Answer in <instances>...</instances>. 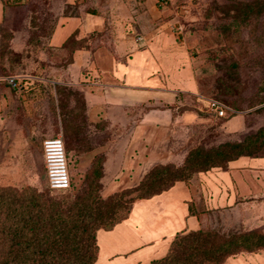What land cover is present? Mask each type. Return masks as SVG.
Instances as JSON below:
<instances>
[{"label":"crops","instance_id":"0c3cea01","mask_svg":"<svg viewBox=\"0 0 264 264\" xmlns=\"http://www.w3.org/2000/svg\"><path fill=\"white\" fill-rule=\"evenodd\" d=\"M25 1L0 0V26L12 6ZM45 1L55 13L48 46L58 56L48 62L52 72L44 70L43 84L53 91L56 104L57 86L82 94L90 130L84 146H96L73 157L76 174L82 176L99 155L111 179L135 162L165 163L166 155H159L171 133L196 126L207 111L188 47L171 31L172 22L155 9L156 0H137L144 8L136 0ZM21 81V91L0 86V132L20 146L16 158L23 161L28 157L23 129L29 125V109L23 95L28 81ZM52 108L61 126L60 112ZM230 121L225 123L229 133L244 128L241 120L235 131ZM250 206L260 212L243 214ZM219 210L237 213L250 230L263 227L264 157H240L226 169L198 173L188 183L137 200L127 219L97 232L95 264H149L167 254L177 234L210 230L206 212ZM225 264H264V251L229 258Z\"/></svg>","mask_w":264,"mask_h":264},{"label":"rangeland","instance_id":"374dc122","mask_svg":"<svg viewBox=\"0 0 264 264\" xmlns=\"http://www.w3.org/2000/svg\"><path fill=\"white\" fill-rule=\"evenodd\" d=\"M137 4L139 8L143 7L138 1ZM155 9L172 22L171 31L179 43L188 47L201 94L222 100L236 111L229 122L234 124L232 129L236 131V122L242 120L244 124L243 129L229 133L225 124L229 119H214L202 113L196 126L178 128L174 136L171 133L170 142L161 146L164 152L159 155H166L162 158L165 163L158 164L179 166L187 152L195 147L211 148L233 139L242 140L264 128V0H156ZM54 14L50 2L29 0L13 5L10 16L0 26V86L9 88L4 82L8 77L22 79L24 85L28 81L23 95L28 98L29 109V125L23 129L29 140L24 146L28 150L26 160L16 158L20 146L12 144L10 137L4 138L1 136L3 131L0 132V187H29L48 198L69 203L87 183L85 174L80 176L74 171L75 150L69 152L68 145H72L70 149L84 148L90 130L86 128L80 102L73 96L67 97L68 90L61 95L66 106L60 126L52 108L59 110L54 93L48 84H43L44 70L52 72L48 62L58 56L48 46ZM96 37L100 38L99 35ZM72 120L80 124L79 137L70 135L69 131L68 137L64 134L62 123ZM57 136H62L72 180V189L66 192L50 191L46 183L43 142ZM261 151L264 152V148ZM261 151L257 154L261 155ZM99 156L102 157L100 164H104V156ZM142 162L144 160L135 162L134 166L124 170V175L112 179L103 169L96 186H92L93 194L104 200L115 193L134 189L156 166L148 162L143 166ZM136 195L135 192L124 197L125 200L134 199L131 207L140 200L135 198ZM250 207L244 209L243 214L260 212L258 207ZM224 211L206 212L210 230L225 234L250 231L240 215ZM259 217L255 215L254 219ZM263 229L264 225L258 228Z\"/></svg>","mask_w":264,"mask_h":264},{"label":"trees","instance_id":"16d2710c","mask_svg":"<svg viewBox=\"0 0 264 264\" xmlns=\"http://www.w3.org/2000/svg\"><path fill=\"white\" fill-rule=\"evenodd\" d=\"M66 91L67 97L73 96L80 102L87 128L82 94L57 86L56 100L62 122L66 104L61 95ZM216 100L235 111L222 100ZM62 128L66 137L68 131L70 135L80 136V124L76 120L62 123ZM71 146L68 145V151L75 150V155L96 147L83 145L84 148L76 150L70 149ZM263 148L264 128L242 140L233 139L211 148L195 147L187 152L181 165L158 164L137 187L104 200L96 198L92 187L102 176L101 156H96L84 173L87 185L69 203L48 198L29 187H0V264H95L97 231L111 230L130 214L134 199L125 200V196L136 192V199H150L176 183H188L198 173L226 169L229 162L240 157H264ZM260 251H264V233L258 229L230 234L197 230L177 234L167 254L149 264H225L231 257Z\"/></svg>","mask_w":264,"mask_h":264},{"label":"built area","instance_id":"2783aa9c","mask_svg":"<svg viewBox=\"0 0 264 264\" xmlns=\"http://www.w3.org/2000/svg\"><path fill=\"white\" fill-rule=\"evenodd\" d=\"M137 39L141 40V38ZM4 82L12 90L21 91L23 89L22 81L17 77H8ZM200 99L205 102L207 113L214 119H229L236 114L235 111L216 99L204 96H200ZM43 161L47 188L50 191H69L72 181L68 171L62 136L49 138L43 142Z\"/></svg>","mask_w":264,"mask_h":264}]
</instances>
